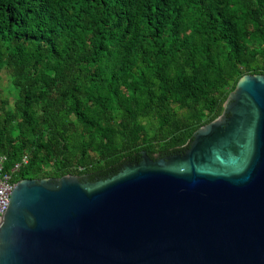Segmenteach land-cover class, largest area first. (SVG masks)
I'll list each match as a JSON object with an SVG mask.
<instances>
[{
	"label": "trees",
	"instance_id": "trees-1",
	"mask_svg": "<svg viewBox=\"0 0 264 264\" xmlns=\"http://www.w3.org/2000/svg\"><path fill=\"white\" fill-rule=\"evenodd\" d=\"M3 71L13 180L104 175L185 148L264 75V0H0Z\"/></svg>",
	"mask_w": 264,
	"mask_h": 264
},
{
	"label": "water",
	"instance_id": "water-1",
	"mask_svg": "<svg viewBox=\"0 0 264 264\" xmlns=\"http://www.w3.org/2000/svg\"><path fill=\"white\" fill-rule=\"evenodd\" d=\"M104 180L21 179L0 264H264V75L244 74L183 154Z\"/></svg>",
	"mask_w": 264,
	"mask_h": 264
},
{
	"label": "flooded vegetation",
	"instance_id": "flooded-vegetation-1",
	"mask_svg": "<svg viewBox=\"0 0 264 264\" xmlns=\"http://www.w3.org/2000/svg\"><path fill=\"white\" fill-rule=\"evenodd\" d=\"M188 143V142H187ZM187 149V145L185 146V148L183 147L182 149H176L167 153H152L151 155L147 156L150 157V159L154 162H156L159 159H166L167 157L171 156V155H176V154H183L185 152V150ZM143 151H141L142 153ZM141 153L139 155V157H135L129 160L124 161L123 163H121L115 170L109 171L107 173H105L104 175H81L78 176L79 180L82 183H86V182H95L97 180H104L106 178H109L115 174H117L118 172L122 171L125 165H137L140 161H141Z\"/></svg>",
	"mask_w": 264,
	"mask_h": 264
},
{
	"label": "built area",
	"instance_id": "built-area-1",
	"mask_svg": "<svg viewBox=\"0 0 264 264\" xmlns=\"http://www.w3.org/2000/svg\"><path fill=\"white\" fill-rule=\"evenodd\" d=\"M4 161L5 157L0 155V219L6 209L9 193L16 183L12 177L13 172L17 170L21 164H25L27 162V158L23 157L20 162L15 163L8 171H5L3 168Z\"/></svg>",
	"mask_w": 264,
	"mask_h": 264
},
{
	"label": "rangeland",
	"instance_id": "rangeland-1",
	"mask_svg": "<svg viewBox=\"0 0 264 264\" xmlns=\"http://www.w3.org/2000/svg\"><path fill=\"white\" fill-rule=\"evenodd\" d=\"M0 91H1L2 95H8L10 92L8 77L4 71L1 73Z\"/></svg>",
	"mask_w": 264,
	"mask_h": 264
}]
</instances>
